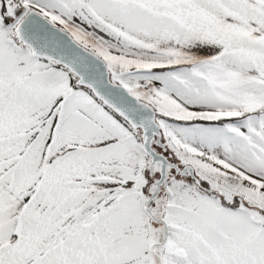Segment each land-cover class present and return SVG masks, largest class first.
<instances>
[{"label":"snow or ice","instance_id":"6c2138e0","mask_svg":"<svg viewBox=\"0 0 264 264\" xmlns=\"http://www.w3.org/2000/svg\"><path fill=\"white\" fill-rule=\"evenodd\" d=\"M0 264H264V0H0Z\"/></svg>","mask_w":264,"mask_h":264}]
</instances>
